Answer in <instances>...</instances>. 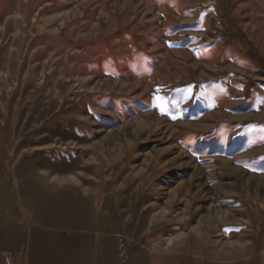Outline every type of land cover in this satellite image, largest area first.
I'll return each instance as SVG.
<instances>
[{"label":"rangeland","instance_id":"374dc122","mask_svg":"<svg viewBox=\"0 0 264 264\" xmlns=\"http://www.w3.org/2000/svg\"><path fill=\"white\" fill-rule=\"evenodd\" d=\"M0 264H264V0H0Z\"/></svg>","mask_w":264,"mask_h":264}]
</instances>
